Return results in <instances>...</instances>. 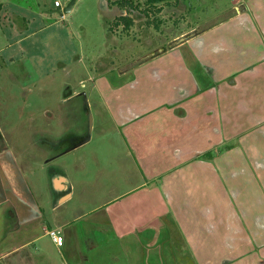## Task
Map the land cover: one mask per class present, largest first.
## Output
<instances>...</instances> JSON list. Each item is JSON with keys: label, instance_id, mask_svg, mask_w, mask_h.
Here are the masks:
<instances>
[{"label": "rangeland", "instance_id": "374dc122", "mask_svg": "<svg viewBox=\"0 0 264 264\" xmlns=\"http://www.w3.org/2000/svg\"><path fill=\"white\" fill-rule=\"evenodd\" d=\"M54 1L0 0L5 6L9 5L11 15L20 14L17 19L5 20L4 15L0 17V135L8 146V159L17 160L25 168L44 210L43 223L37 229L38 236L42 237L27 250L35 255L37 264H73L72 257L82 258L80 255L83 256L82 264H112L106 260L112 253L120 254L118 261L121 264H136L145 259L147 253L139 244L133 243L134 234L121 237L118 244L122 252L115 245L93 249L87 244L88 237L96 242L102 237L95 230L94 218L111 208L120 214L132 215L133 219H136L134 214L138 211L146 212L148 222L157 223L152 204H147L144 195L147 179L134 160L127 138L111 120L101 97V93L107 90H103L101 81L96 80L99 74L104 73L103 63L111 64V68L104 73L107 80H126L133 75V71L120 77L123 66L132 70L133 63L140 65L147 59L148 53L158 54L162 47L174 45L177 42L173 40L175 36L181 33L196 35L240 12L247 0H167L158 5L160 11L145 4L136 8L129 6L126 13L132 10L130 15L134 21L128 28L123 24H114V20L124 12L115 4L116 0H107L110 9L104 4L106 0H76L74 9L64 14L65 18L62 13L53 12L58 9ZM45 24L48 26L41 29ZM109 27L120 37L113 40ZM10 42L15 44L7 47ZM80 56L85 63L96 64L80 68L75 63L68 67L57 63L59 59L76 62ZM137 73L144 77L146 67ZM235 97L239 98V95L233 99ZM238 101L233 103L229 121L232 128L241 123V126L235 127L237 134L207 156L213 160L223 151L231 149L226 162L231 167L226 170L225 182L221 177L223 190L220 191L219 184H216V202L222 205L225 202L226 208L237 214L232 216L231 226L248 230L254 222V215L264 210V182L255 179V174L262 173L260 164H264V159H261L264 158V113L259 114L261 103L239 104ZM86 107L93 119L91 131ZM246 109L258 114L248 115ZM245 130L254 132L247 138L248 143L255 144L257 141L258 146L251 147L245 137L242 139ZM88 134L91 139L87 144L70 151L75 135L86 137ZM51 159L54 165L68 168L74 178L77 176L74 180L78 182L74 198L56 211L52 210L49 181L41 169L42 163ZM83 162L88 169L77 174V168ZM181 170L186 177L188 166ZM111 188L117 194L114 195L116 198L110 205L95 209L113 197L108 193ZM100 190L97 199L90 197ZM82 193L87 196L85 200H81ZM180 202L191 201L181 198L174 201V208ZM193 202L206 205L208 201L200 199ZM81 212L83 214L79 218L77 214ZM161 217L164 218L161 224L166 221L160 232L164 243L163 248L153 249L154 252L162 251L160 260L164 257L167 264L174 263V252L184 264H195L192 252L186 247L171 216L167 213ZM59 225L62 226L60 235L66 239L63 247H56L52 237L45 235L44 230H56ZM11 229V220L0 211V264H14L11 261L19 258L20 252L13 255L14 259L8 256L23 240L25 231L18 235ZM67 232L69 235L75 232L77 236L70 242L72 246L69 245ZM219 250L218 246L201 248L200 254L212 256ZM252 250L259 248H244L241 252L248 257Z\"/></svg>", "mask_w": 264, "mask_h": 264}, {"label": "crops", "instance_id": "0c3cea01", "mask_svg": "<svg viewBox=\"0 0 264 264\" xmlns=\"http://www.w3.org/2000/svg\"><path fill=\"white\" fill-rule=\"evenodd\" d=\"M106 2L107 0L104 4L110 9ZM0 3V17L4 15L5 20H10L20 16L17 13L11 15L9 5ZM63 17L65 18L64 15ZM47 26L45 24L40 28ZM108 30L113 40L120 37L110 27ZM182 36L184 33L175 36L173 40L178 41ZM13 44L15 42H10L7 47H12ZM151 55L152 52L148 53L147 59L138 66L134 62L132 70L127 66L120 68V77L128 76L133 71V75L123 81L107 80L104 73L111 68V64L103 63L104 73L99 74L96 81H101L100 86L107 90L106 93H101L106 109L113 123L127 138L134 160L147 179L144 182L147 184L144 195L147 204H152L153 213L156 215L154 219L161 224L164 220L162 214L168 213L171 216L170 219L175 223L186 247L192 252L195 264H264V210L254 215V222L248 230L241 226H231V218L237 214L227 209L225 202L223 205L216 202V184H219L220 191L223 190L221 177H224L225 182L226 170L231 167L230 163H226L229 161L227 158L231 155V149L223 151L219 158L215 157L213 160L207 156L214 153L217 147H223L237 134L235 127L241 126V123L234 128L229 123L235 101L239 100V104L261 103L259 114L264 113V0H247L240 12L196 35L193 34L190 39L168 48L165 52ZM57 63L64 67L75 63L80 68H86L91 62L85 63V59L80 56L76 62L59 59ZM144 67L146 74L143 77L137 72ZM237 94L239 98L233 99ZM246 111L251 116L258 114L252 110ZM241 129L239 130L242 132ZM243 132L242 139L246 138L247 145L258 146L257 141L255 144L248 143L247 138L254 132ZM85 138L79 144L72 141L70 151L87 144L88 141L83 143ZM8 150L6 144L0 149V211L11 220L12 232L19 235L22 230L25 231L23 240H20V244L8 258L14 259L13 255L20 252L17 256L19 258L11 263L37 264L35 255L27 248L42 237L38 236L37 229L43 223L44 210L27 178L25 168L17 160L8 159ZM261 159L263 161L264 158ZM256 162L259 164L260 161ZM185 166L189 168L186 177L184 170H181ZM260 167L262 173L255 174V179L264 182V164L261 163ZM41 169L45 171L44 177L49 181L50 195L53 197L52 210L65 207L75 196L78 182L74 179L77 176L74 178L66 167L54 165L53 159L42 163ZM87 169L83 162L77 168V174ZM113 190L111 188L108 191L113 197L95 209L110 205L116 198L114 195H117ZM100 192L101 190L96 191L90 197L97 199ZM86 197L82 193L81 200ZM181 198L191 202H180L174 208V201ZM200 199L207 200V204L193 202ZM82 214L78 213L77 216L80 218ZM119 215L118 211L111 208L94 218L95 230L102 237L98 242L93 239L90 246L87 243L90 248L113 246L111 238L108 239L103 234L104 230L108 233L112 230L119 236L129 233L136 236L137 226L151 224L148 219L145 223L135 224L128 218L125 223H130L129 226L125 224L118 229L111 224ZM106 222L111 223V226L103 229L102 224ZM165 224L166 221L162 225ZM44 230L45 235H50L49 231L54 229ZM70 233L69 235L67 232L69 245L77 237L75 232ZM139 238L135 237L133 243L141 247ZM53 243L56 247H63L66 239L64 238L62 245H57L54 240ZM215 246L220 247V250L215 251L214 255L200 254L201 248L210 249ZM244 248L259 250H252L248 257H244L241 252ZM7 255L8 253L5 257ZM119 255L109 254L106 260L112 264H121L118 261ZM80 256L82 258L72 257L73 264H82L83 256ZM177 262L184 264L180 257ZM136 264H147V261L143 259Z\"/></svg>", "mask_w": 264, "mask_h": 264}, {"label": "flooded vegetation", "instance_id": "af4514ba", "mask_svg": "<svg viewBox=\"0 0 264 264\" xmlns=\"http://www.w3.org/2000/svg\"><path fill=\"white\" fill-rule=\"evenodd\" d=\"M68 97H71V95H69ZM87 137V136H86ZM84 138V136L81 137V135H75V137L73 138L72 141H76V144H79L80 141ZM0 139L2 142V148L5 146V142L4 139L2 137V135H0ZM146 212H137L134 214V216L136 217V219L131 218L132 215H124V214H120L119 216H117L111 223L106 222L105 224H102V228L103 229H107L108 227H110L111 225L116 227L118 229L122 228L125 224L127 225V227L129 226L130 223H125L126 219H130V221L135 224H139L138 222L141 223H145L147 220V216L145 214ZM136 220V221H135ZM111 224V225H110ZM137 226V232H136V237L140 239V243H141V247L144 249V253H147V257H145V261H147L149 264H167L165 262V259H161L160 257H162V251L159 252H154L153 249L156 248H163V243L164 240L161 239L160 237V232L162 231L163 225L160 224L159 222L157 223H151V224H145L144 226L140 227ZM104 235L108 236V239L111 238V241L113 243V245H115L118 248V251H121V246L120 244H118V242L121 240L122 236L117 235L116 232L114 231H110V233L108 234V231L103 232ZM142 238V240H141ZM88 240L93 241V238L88 237ZM87 240V243H89L90 246V242ZM64 241V239H63ZM116 241V243H115ZM63 244V243H62ZM88 246V247H89ZM122 252V251H121ZM128 253V251H127ZM126 253H123V255ZM178 254V253H177ZM174 263L173 264H179L177 262V259L179 257V255L177 256L176 253L174 252ZM169 264V263H168Z\"/></svg>", "mask_w": 264, "mask_h": 264}, {"label": "trees", "instance_id": "16d2710c", "mask_svg": "<svg viewBox=\"0 0 264 264\" xmlns=\"http://www.w3.org/2000/svg\"><path fill=\"white\" fill-rule=\"evenodd\" d=\"M166 1L167 0H144L141 2L140 0H138L136 2V0H116L115 4L119 5V8L121 9V11H124V12L121 13L118 16V18H116V19L114 18L116 20V21L114 20V24H116L118 26L123 24L126 28H128L132 24L134 19L130 14L133 11L131 10L130 13H128V12L126 13V8L129 6L136 8V7H141L142 5L145 4V5L149 6L150 8H154L157 11L159 9V11H160L161 7L160 6L158 7V5L162 4ZM1 6H2V4L0 3V9H1ZM148 10L149 9H147V13H148Z\"/></svg>", "mask_w": 264, "mask_h": 264}, {"label": "water", "instance_id": "95a60500", "mask_svg": "<svg viewBox=\"0 0 264 264\" xmlns=\"http://www.w3.org/2000/svg\"><path fill=\"white\" fill-rule=\"evenodd\" d=\"M75 2H76V0H70L68 3H67V5H65V7L63 8V9H58V10H55V11H57V12H59V13H62L63 15L64 14H67V13H69L71 10H72V8H73V5L75 4ZM193 36V34H186V35H184V36H182L174 45H176V44H179V43H181V42H184V41H186V40H188V39H190L191 37ZM174 45H169V46H167V47H162L160 50H159V53H161V52H165V51H167V49L168 48H171V47H173ZM154 55H156L155 53H152V56H154ZM86 104H87V102H86ZM87 108V111H88V115H89V129H90V131H91V128H92V115H91V113H90V109H88V107H86ZM90 140V134H88V136L85 138V140L83 141V143L84 142H87V141H89Z\"/></svg>", "mask_w": 264, "mask_h": 264}, {"label": "built area", "instance_id": "2783aa9c", "mask_svg": "<svg viewBox=\"0 0 264 264\" xmlns=\"http://www.w3.org/2000/svg\"><path fill=\"white\" fill-rule=\"evenodd\" d=\"M69 1L70 0H55L54 5L58 9H63ZM49 234L57 245H62L63 237L60 235L59 230H51L49 231Z\"/></svg>", "mask_w": 264, "mask_h": 264}]
</instances>
